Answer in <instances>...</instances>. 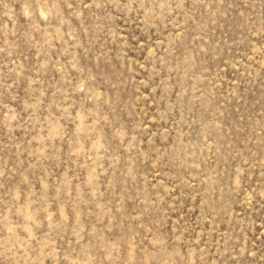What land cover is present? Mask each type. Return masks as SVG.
I'll return each instance as SVG.
<instances>
[{
  "label": "rangeland",
  "instance_id": "obj_1",
  "mask_svg": "<svg viewBox=\"0 0 264 264\" xmlns=\"http://www.w3.org/2000/svg\"><path fill=\"white\" fill-rule=\"evenodd\" d=\"M0 264H264V0H0Z\"/></svg>",
  "mask_w": 264,
  "mask_h": 264
}]
</instances>
